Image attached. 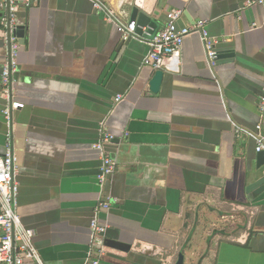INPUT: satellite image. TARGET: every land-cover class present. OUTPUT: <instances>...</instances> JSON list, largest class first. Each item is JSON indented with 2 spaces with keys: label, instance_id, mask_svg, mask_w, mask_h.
I'll return each mask as SVG.
<instances>
[{
  "label": "crops",
  "instance_id": "1",
  "mask_svg": "<svg viewBox=\"0 0 264 264\" xmlns=\"http://www.w3.org/2000/svg\"><path fill=\"white\" fill-rule=\"evenodd\" d=\"M123 23L155 31L203 21L215 40L213 70L198 34L183 41L179 72L143 65L148 45L126 44L91 0L19 5L10 98L0 84V155L9 143L16 212L35 230L43 264H264V159L254 139L264 94V4L252 0H101ZM140 35V26L136 27ZM13 36V35H12ZM0 27V73L10 59ZM122 100L116 102V96ZM17 101L7 122L2 109ZM115 171L98 180L103 133ZM109 200L103 208L101 202ZM104 227L95 234L91 222ZM100 254V256H99Z\"/></svg>",
  "mask_w": 264,
  "mask_h": 264
},
{
  "label": "built area",
  "instance_id": "2",
  "mask_svg": "<svg viewBox=\"0 0 264 264\" xmlns=\"http://www.w3.org/2000/svg\"><path fill=\"white\" fill-rule=\"evenodd\" d=\"M37 0H9L10 26H14L15 13L19 5L30 6ZM95 8L103 12L105 20L114 22L120 27V34L123 41L129 38H137L148 45V52L143 60V65L154 70L163 72H179L180 55L183 41L191 34H198L204 48L205 62L210 70H213L218 53L215 49V40L208 36L204 29L205 22L197 21L192 26H179L178 20L182 17L183 11L178 9L169 10L166 13V25L153 31L151 27H140V35L137 34L135 21L123 23L117 20L110 9L101 0H91ZM262 5L264 0H252L247 2L248 6ZM1 25L6 26V20L1 21ZM10 59L2 64L0 73V84L2 96L10 98V86L13 73L16 71L17 37L10 38ZM122 100L121 95H117L115 101ZM259 121L255 131L245 132L239 127H235L234 133L239 138L242 133H246L254 139L257 153H264V94L258 99ZM24 107V104L17 101H10L2 109L3 118L8 122L11 112ZM113 136L103 133L101 140L94 146L99 151L101 159L100 173L98 180L104 184L106 178L115 171V162L104 150V144L110 142ZM5 153L0 155V264H43L40 254L34 244L35 230L26 228L20 216L16 212V197L18 184L14 180L15 158L12 155L9 143L5 146ZM100 206L108 208L109 200L101 202ZM91 229L95 234H103L105 228L98 226L96 221L91 222ZM100 256V254H99ZM84 264H98V258H89Z\"/></svg>",
  "mask_w": 264,
  "mask_h": 264
},
{
  "label": "water",
  "instance_id": "3",
  "mask_svg": "<svg viewBox=\"0 0 264 264\" xmlns=\"http://www.w3.org/2000/svg\"><path fill=\"white\" fill-rule=\"evenodd\" d=\"M9 7H10L9 0H0V27L4 30V32L7 36V39H9V37L11 35L22 37L21 30H23V26H21V25H14L13 27L10 26ZM130 17H131L130 21H134L137 17H139V23H141V18H142V20H144V19L147 20L146 16L144 17V15L138 14V10L136 8H134L132 10ZM3 19L6 20V26L1 25V21ZM137 26L146 27L147 25L137 24ZM149 27H151V26H149ZM152 30L155 31L154 28H152ZM130 40H131V38L127 39L125 41V43L127 44ZM218 58H220V56H218ZM163 75H164V73L161 70H156L154 72V75H153V77L149 83L150 90L153 93L158 92L160 85H161V82H162V79H163ZM257 155L260 158L264 159V153L263 152H259ZM263 190H264V185H262L260 188H258L255 193L258 194L259 192H261ZM183 263H184V255L182 253H179L176 264H183Z\"/></svg>",
  "mask_w": 264,
  "mask_h": 264
}]
</instances>
